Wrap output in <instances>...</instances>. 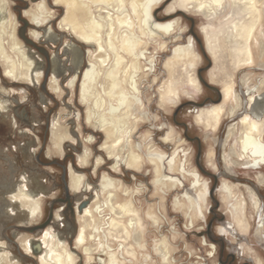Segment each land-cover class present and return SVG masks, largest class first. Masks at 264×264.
Wrapping results in <instances>:
<instances>
[{
  "label": "bare ground",
  "instance_id": "obj_1",
  "mask_svg": "<svg viewBox=\"0 0 264 264\" xmlns=\"http://www.w3.org/2000/svg\"><path fill=\"white\" fill-rule=\"evenodd\" d=\"M53 1L56 6L60 5L65 13L62 22L69 24L68 27H65V30H61L69 33L70 37L80 43L82 47L85 45L90 48L86 50V57L90 60V63L85 71V78L82 82V99H84V96L89 97L90 103L92 105L94 104V107L101 108L102 111L96 114L93 113V110L89 107L85 120L87 123L92 124V127L95 130L105 133L106 138L100 148L104 151L105 156H98L94 163L95 166H99L101 162L106 160V157H115L117 160L116 164L111 167L112 169L118 170L120 164L129 169H138L144 158L142 159V156L137 153V147L133 146L130 142L128 133L126 136L124 134L125 127H136L138 121L136 120V116H134L136 119L132 122V112L134 108L131 104L133 103L129 99V95L124 93V87L127 86L131 90H133V88L138 89L139 74L142 72V67L138 61L136 46L139 44H147V42L145 43L140 38H130L129 36L119 37L121 35V30L134 29L132 23L133 20L127 12L129 9L127 8V1ZM7 3L9 4L8 0H0V61L4 65V73L12 80L36 84L39 82L45 61H39L35 57V53L25 46L18 38V23L15 22V17V19H13L14 25L12 26V30L7 27L6 17L8 10L5 9V4ZM33 6L34 7L25 10L23 14L37 27L42 28L48 26V28H46L44 35L37 29H30L31 36L36 40L45 37L52 43H56L59 40V36L55 31H52L50 26L53 19V10L51 11L46 0H40ZM128 6L134 14L138 16L141 15V9L136 0H131ZM176 8H178V11L182 12L193 9L200 12L202 16L209 21L208 25H204L202 28V33L205 36V46H207L208 52L217 64L210 69V80L211 82L216 83L223 82V89H221L222 102L198 108L196 111L197 122H201L204 127L216 130L222 123L224 116L242 115L240 121L233 123L231 125L232 127L229 129L227 137L233 136L232 138L235 139L229 152L223 155V159L227 170H230L231 167L234 166H246L252 159V157L245 156L249 147L259 148L261 146L264 153V144H262V141L264 140V111H259L258 114L254 115V111H252L251 114L250 111L245 108L240 114L239 109L244 103L241 97L242 94L236 91L233 86L234 81L231 80L232 74L228 75L222 73V71L226 70L224 65L226 64V61H228L227 59H231L235 70L238 68L245 69L251 67L252 64L255 63L252 44L253 40L257 39L256 30L263 17L264 0H174V2L165 9L166 14H172L176 11ZM215 20L219 23H217L216 26L213 25V21ZM148 21L152 27H158L166 33H171L177 23V19H174V21L162 22L160 24L153 18L148 19ZM142 32L143 34H146L144 30H142ZM6 38L10 40L11 45L12 47H15L16 52H10L5 46L7 43L5 41ZM67 42H65L66 54L69 55L70 51H72V61L75 62L74 67L72 66L74 68V74L70 79V84H75L83 57L78 45L74 44V46ZM118 45H120L121 48L133 58L130 63L125 62L126 58L123 53H120ZM259 45L261 55H263L264 41H261ZM190 46L177 47L174 57L182 59L186 55L189 56V54H191ZM191 50L193 51V49ZM193 56L194 59L190 60V65H188L195 67V58H197L196 53L193 54ZM260 64L264 68V65L262 63ZM68 69L65 66L64 60H60L55 55L53 56V69H51L53 70V76L51 78V84L53 83L56 85L53 88L56 89L57 92L61 91L58 78L62 72L64 74ZM188 78L189 82L195 86V89H200L199 78L192 75L190 77L188 75ZM248 80L249 79L243 80V85L245 86L243 93L248 97V100H245L247 104L246 106L249 107L250 105L252 107V105L255 104V101H257V99L261 97V94L264 93V80H262L261 85H258L257 89H253L254 86L248 85ZM227 99L232 100L230 105V101H227ZM111 102L115 105H117V103H125L128 106V109L124 110L119 115H110L106 110V107L107 103ZM0 110L7 111L5 103L0 102ZM239 123L241 126L237 129ZM51 134L52 144L57 148L55 150H57L58 154H62V143L65 140L68 141V139H74L73 134H75V132L72 134L69 131V127H66L61 123V118L58 116L52 122ZM86 140L89 143L94 142L96 140L95 135L87 136ZM179 141L181 140L179 139ZM227 144L228 140H226L223 145L225 150ZM148 149L149 151L151 150L150 147ZM50 152H52L51 147L48 148V154ZM210 153L211 156H209V162H212L211 164L214 168L218 167L216 161L212 157L214 151ZM92 155L93 154H91V150L88 146H85L83 152L79 155L80 163L84 165L91 163ZM156 155L157 157H161L159 152L149 154L148 161L154 163L155 159H157L155 157ZM244 156L245 159H243ZM257 164L258 163L255 165ZM171 170H173L172 167ZM192 172H196V170H193ZM69 176L70 187L77 195H81L82 197V193L84 194L90 190V182L86 178L85 173L77 172L73 170V168H70ZM253 177L261 185L264 184L263 172L259 171L255 173ZM22 178L26 179V182L29 181L31 185L28 186L25 182V184H22L23 188H21V183L19 182L17 186L14 185L13 190H7L5 186H1L2 183L0 181V190L1 188H5L3 189L5 192H10V194H8V199L2 195V199H4L3 202L0 203V223L2 220L1 215H4L5 213L9 215L10 212H13L14 215H17V212L21 211L23 213L19 212L18 217H20V219L30 220L38 217L43 209V200L40 196L41 193L44 192L39 177L33 176V178H26V176L23 175ZM199 178H201L200 175ZM196 179L198 181L197 177ZM101 180L102 183L100 186L102 189L98 190V188H94V192L90 196L91 200L88 202L87 206L77 214L79 229L75 238L76 246L80 248L81 246L87 245L84 247V252L88 255L89 259H92L93 256L91 255L101 251L100 244L104 238L106 244L102 245L108 249V259L105 261L103 260L106 264H123L120 258V255H122L123 252L132 257L133 260L137 261L138 258L136 256L135 246L140 248L145 247L143 243L144 231L142 219L135 208L133 200L127 199L120 202L118 192L121 187L120 184H122L118 182L120 179L117 181L116 185L115 179L109 174L104 173ZM224 181L228 183L230 182V180L226 179H224ZM232 186L234 191H237L241 198L240 212L236 215L235 223L238 226L239 231L247 234L251 225L249 218L253 219L255 213L258 212L260 201L258 195L249 185L236 182L235 184L232 183ZM242 186L245 187V190L241 188ZM114 190H117V192H114ZM132 193L133 191L129 188H123V195L126 197H130V194ZM225 196V193H223L221 196L222 200H226ZM248 197L252 203L251 207L248 206ZM2 207H7L4 209V214L3 211H1ZM107 214L108 216H106ZM148 216L155 222L158 219H156V216L151 213H148ZM117 232H122L125 235V238L121 236L117 238V240L115 239L116 242L118 241L119 243V248H121L119 249V251H122L120 254H118V250L116 251L115 248L112 247V243L110 244L109 242V237L117 236ZM127 238H132V242L134 243L129 244ZM18 239L20 240L23 249H26L27 251L32 249L33 244L31 236L22 234ZM91 239L96 241V243L92 244L89 242ZM40 240L43 245V251H41L42 253L37 257L39 264H74L76 258L70 251V248H68L67 238L65 236L60 235L58 232L56 233V231L49 227L40 236ZM155 250L165 264H170L169 248L165 237L159 244H156ZM148 257L149 255L145 257V264L148 262ZM17 263L18 260L13 257L9 249L6 247L5 242L0 239V264Z\"/></svg>",
  "mask_w": 264,
  "mask_h": 264
},
{
  "label": "rangeland",
  "instance_id": "obj_2",
  "mask_svg": "<svg viewBox=\"0 0 264 264\" xmlns=\"http://www.w3.org/2000/svg\"><path fill=\"white\" fill-rule=\"evenodd\" d=\"M26 1L27 2L25 3L19 2L17 0H8L9 4H5V9L8 10L6 25L10 30H12V26L14 25L13 19H15V8L17 7V5L24 6L26 4L29 8H31L34 7L33 5H35L40 0ZM46 1L52 11V9L54 8L53 6L55 5L54 1ZM86 1L87 0H85V2ZM126 1L127 8H129L127 12L130 14L133 23L135 19V30H121V35L119 36L120 38L121 36H129L130 38L136 39L140 38L142 40L144 38H148L145 36L146 34H143L142 30H139L140 27L138 28V26H142V22L145 19L146 8L148 9L150 17H153L157 22L174 21V19H177V23L175 24V27L171 33L159 34L160 37L155 39V42H153L152 40V42H148L147 44H139L138 46H136V53L138 54H140V52L145 49L148 50V56H151L154 59V69L151 74L145 72L144 74L142 73L141 76H139L140 78L138 81L140 82V86L142 87L140 95L143 99L144 104L142 107H139V112L136 110L135 116L138 122L136 124V127H132V129H135L134 133L132 134V140L134 145L138 141L144 144L141 151L142 153H145L147 145H149L150 142H153V148L159 152L161 157H157L156 155L155 157L157 159H155L154 163H144L143 167H139L138 169H129L127 167H121L120 169V167H118V170H112L110 166L114 163H112V160H107L106 168L104 170L98 171L95 177L92 179L94 180V182L91 181V183H93V185L95 184V186L100 185L102 183L101 179L104 173L109 174L113 179H115L116 185L117 181L120 179L118 181L122 183L120 184L121 187L118 191L120 202L127 199L133 200L135 208L142 219L144 231L143 243L145 247L140 248L135 246L136 256L138 258L137 261L133 260L132 257L124 254L123 252V254L120 255L123 264H145L146 262L144 260L147 255H149V257L147 258V264H165L160 255H158V252L155 250L156 244H159L164 237L168 242L170 264H216L217 255H210L209 252H211V249L208 246L210 243L206 239L203 240V237L200 236L202 234L199 233L201 228L205 226L206 221L208 222L209 217H211V214L208 211L211 209L210 206L213 204V200L208 195V189L209 186L212 187L213 182L211 177L206 174H201L199 172V169H197L196 155L199 147L198 143L196 141H193L192 138L198 137L201 141L200 164L205 171H207L208 173H213L214 171L218 170L223 171V173L225 172L228 175H233L226 170V164L223 159V155L229 152V149L231 148L233 143V139L228 140L226 150L223 147V141L225 139L229 126L240 121V115L235 117H232V115L224 116L222 124H220V126L216 130H213L212 128L204 127L201 122L198 123L196 115L197 106L188 105L189 101L203 103V106L215 104L212 99H218V93L216 89L220 91H222L221 89H223V82L216 83L211 82L210 80V69L215 67L217 64L208 52L207 46H205V36L202 33V28L204 27V25H208L209 21L205 17H203L200 12H197L193 9L182 12L178 11V8H176L175 12L170 15H166L165 9H167V7L174 2V0H136L137 3H139L142 12L141 17H136L132 15L133 11L128 6L131 0ZM57 7L59 8L57 12H52L56 15H59L58 26L59 28L65 30V27H68L69 24L62 22L65 13L60 5ZM262 16L263 17L261 23L256 30L257 39H254L252 44L255 63L252 64L251 67H247L245 69L238 68L237 70H235L231 59H227L228 61H226V64L224 65L226 67V70L222 71V73L228 75L232 74L231 80L234 81L233 86L238 92H241V90L245 87L243 85V80L249 79L248 85L250 86L261 85L262 80H264V68L260 64L262 63L264 65V54L261 55V49L259 48L260 42L264 41V8ZM15 22L18 23L17 20ZM217 23V20L213 21L214 26H216ZM46 28H48V26L42 27L43 32L41 33L43 35L45 34ZM51 29L53 32L55 31L59 36H61L59 32L53 29V27H51ZM59 38L61 39V37ZM39 40H46L51 42L45 37H41ZM5 41L7 42L5 46L8 48V50L10 52H16V49L15 47H12L10 40L6 38ZM68 41L69 42L67 43L69 44H76L79 46L76 47L79 48L82 55L84 53V64L87 66L88 63H90V60H88V58L86 57V50L90 48L86 46L87 48L83 49L80 43L72 39V37H70V40ZM147 41L148 40L144 42L146 43ZM192 41H194V44L193 46H190L192 45ZM179 46H190V48L193 49V51L191 49V52L189 51L191 53L189 54V56L191 57H189L188 55H184L185 57H183L182 59L174 57V51ZM118 47L120 49V53H123L126 58L125 62L130 63L131 59L133 58L126 51H124L120 45H118ZM195 53L197 55V58H195V67L189 66V61L194 59L193 54ZM70 54V56L68 55L70 61H68L71 65L73 52L70 51ZM65 66L67 67L66 64ZM2 69H4V65L0 61V70ZM200 70L203 79L207 83H209L211 87H214V89L206 87L200 81ZM85 74L86 72L79 75L80 83L81 81L83 82ZM188 75L189 77L192 75L196 78H199L200 89H195V86L192 85L191 82H189ZM50 85L52 88L56 86L53 83ZM75 85L76 84H70V80L68 81V86L71 89ZM54 90L56 91V89ZM60 92L61 91H58V93ZM78 97H80V99L82 97L79 92ZM243 98L244 97H242V99ZM227 101H230V105L232 100L227 99ZM6 102L7 101H1V103H5V107L8 109V105ZM87 104L88 101H86V106L83 105V108H81L80 110L75 109L73 110V112L63 110V114L60 116L61 123L64 126L68 127L66 122H64L62 118H67L68 120L69 117H73L75 114V117L78 120L79 112L77 111H80L81 118L77 122V125H79L78 128L80 129V131L82 130L84 136H87L89 134L95 135L100 147L106 139L105 133L98 132L92 127V124L86 122L85 117L86 111L88 109ZM125 107L128 109L127 105H125ZM240 110L239 112L241 113L242 111ZM141 111L147 112L148 119L143 118V116L139 114ZM240 126L241 124L239 123V125H237V129H239ZM187 135L191 139L187 138ZM166 137H168V140H165ZM179 139L181 141H179ZM90 150L93 152L95 149L90 146ZM175 151L180 152L178 156L180 161L185 159V167L188 168V170H197L202 175V178H204L208 182L207 185H204V189L199 188L201 187L199 186L197 187L199 190H194L195 185L193 184V178L191 174L186 171H180L179 165L173 163V161L175 162V160H171V155ZM213 151L214 154L212 157L216 161L218 166L215 168L212 166V162H209V156H211L210 152ZM162 152L166 154L165 157L167 159L165 158L163 160ZM97 154L98 153L94 151V156H96ZM177 163L179 162L177 161ZM171 167L173 168V170H170ZM233 169L234 174H236L233 175L235 176V180L245 183H248L249 181L247 179H242V177H248L252 181V179H254V173H257V171L264 172V166L261 169L249 170V172H245L244 170H241L236 166H234ZM228 175L226 176L228 177ZM239 178L240 180H238ZM22 180L23 181L20 182L21 188H23L22 184H25L26 182V179L22 178ZM232 183L235 184L233 181ZM26 185H28L27 182ZM8 187L9 186H5V188ZM126 187L133 191V193L130 194V197H126L125 195H123V188ZM200 190L204 196V200L201 201L200 198L199 201L195 202V197L196 195L200 194ZM220 190L221 189L216 192L215 198L220 197ZM1 191L2 190H0V192ZM114 192H117V190H114ZM200 203H202L201 206ZM226 207L227 206L223 204V202H221L219 209L221 211H224L226 219H230V215L226 210ZM148 213L155 215L156 219L158 218L157 221L155 222L154 220H151L148 216ZM106 216H108V214ZM21 219L15 222L20 223L22 221ZM121 236L125 238V235L122 232H117V236L115 235L114 237H109L110 244L112 243V247H114L116 251L118 250V254L122 253V251H119V249L121 248H119V243L118 241L116 242V240ZM75 238L72 244L67 245L68 248H70V250L75 254L76 259L74 261V264H106L104 261L108 259V249L103 247L106 244L104 238L100 244L101 251L91 255L93 256L92 259H89L88 255L84 252V247L87 245L78 248V246H76ZM228 238L229 240H232L231 236H228ZM132 241V238H127V242L129 244H133L134 242ZM89 242H91L92 244L96 243V241H93L92 239L89 240ZM233 242L235 244L239 243L238 239H234ZM256 244L260 245L256 246ZM243 247L244 257H252L253 261H257L255 262V264H264V243L258 241L255 236H251L246 245H244ZM253 250L255 251V253L253 252Z\"/></svg>",
  "mask_w": 264,
  "mask_h": 264
},
{
  "label": "flooded vegetation",
  "instance_id": "obj_3",
  "mask_svg": "<svg viewBox=\"0 0 264 264\" xmlns=\"http://www.w3.org/2000/svg\"><path fill=\"white\" fill-rule=\"evenodd\" d=\"M17 1L25 2V3L27 2L26 0H17ZM53 7L54 8L52 10L53 12L55 11L54 13H56L59 8L56 5H54ZM28 8L29 7L26 4L24 6L17 5V7L15 8L16 9L15 18L18 21L17 36L25 46L30 48L31 51L35 53V57L39 61L42 60L45 61V65L43 66V70L40 74L41 76L39 78V82H37L36 84H30V83H23L22 81L12 80L8 76H6V74L4 73V69L0 70V102L7 101L6 103L8 105L7 111L0 110V181L2 183L1 186L2 187L9 186L7 190H13L14 185L17 186L19 182L23 181L22 180L23 175L26 176V178L27 177L33 178V176H35V177H39V181L43 186V192H44L41 193L40 196L41 199L43 200L42 201L43 209L41 213L38 215V217L34 219H30L28 221L21 219L22 221L20 223L19 222L17 223L15 221L20 220V217H18V215L19 212L21 211L17 212V215H14L13 212L12 213L10 212L9 214L10 216H9L6 213L4 214V209H6L7 207L1 208L2 209L1 211H3L4 215H1L2 222L0 223V239L3 242H5L6 247L9 249L13 257L18 260L17 264H39L37 257L40 256L39 254H41L42 253L41 251H43V245L41 244L40 236L49 227H51L52 230L56 231V233L58 232L60 233V235L65 236L67 238L68 245L72 244L75 235L78 231L77 214L81 210H83V208H85L88 202L91 200L90 196L94 192L93 189L94 188H98V190L102 189L100 186L101 184L97 186H95V184L93 185L91 181L94 182V180L92 179L95 177L98 171L104 170L106 168L107 160L108 161L112 160V163H114L110 166V168L116 164V160H117L115 157L113 158L106 157V160L101 162L99 166L97 167L95 166L94 163L96 162L98 156L101 155L102 157H104L105 153L102 149H100L101 146L99 147L96 136H95L96 140L92 143H89L86 140V138L90 134L84 136L82 130L80 131V129L78 128L79 125H77V122L81 118L80 111H77L79 112L78 120L76 119L75 114L73 117H69L68 120L67 118L65 119L62 118V120H64V122H66L67 126L69 127V131L72 134L75 132V134H73L74 139L72 140L68 139V141L65 140L62 143L63 145L62 154H58L57 150H55L57 148L52 144L51 141L52 122L53 120L56 119V117L61 116L63 114V110L72 111V112L75 109L80 110L81 108H83V105L86 106V101H88L87 104L88 109L91 106L92 108L91 107L90 108L91 110L93 109V113L98 114L102 111V109L101 108L99 109V107H94V104L92 105L90 103L89 97L84 96V99H82V97L81 99L80 97H78V92L82 95L81 93L82 81L81 83L79 82L80 79L79 75L84 73L87 70L86 67H88V65L86 66L84 64V59H82L81 65L79 67L78 77L76 79V81L78 80L77 83L78 82L79 83L78 84L75 83L76 85L72 89L68 86V81L72 78L74 74L73 67L75 62L72 61L71 59L72 64L71 65L69 64L70 61L69 56L71 54H69V56L66 55L64 43L70 40V34L67 32H63L61 28H59L58 26L59 15L53 13V19L50 24V26L53 27V29L59 32L61 35V36L58 35L59 37H61V39L59 38L56 44H53L46 40H36L31 36L30 28L37 29L40 32H43V29L31 23L29 19L23 14V12ZM132 15L136 17H141L142 12L140 16L134 14L133 12ZM152 18L153 17H150L148 13V9L146 8L145 19L142 22V26L143 25L144 26L143 27L138 26V28L140 27L139 30H144L146 32L145 36L148 38L147 39L144 38L143 41L148 40L147 43L152 42V40L153 42H155L154 40L160 37L159 34L162 33L166 34L164 30H161L158 27L151 26L148 19H152ZM160 23L162 22H159V24ZM133 25L135 27V19ZM128 31L131 30L128 29ZM193 44L194 41H192V45ZM82 48L86 49L87 47L83 45ZM54 55L59 59H64L65 64L67 65V67H69L68 71L64 74L62 72L58 78L59 87L61 89L60 93L56 92L50 85L51 78L53 76V72H52L53 70L51 69H53ZM148 55L149 52L147 49L141 51L140 54L137 55L138 61L140 62V65L142 67L141 74L142 73L144 74L145 72L151 74L154 69L153 67L154 59L153 57ZM141 74H139V76H141ZM199 78L200 81L206 87L214 89V87H211V85H209V83H207L203 79V77L201 76V70L199 71ZM137 88L138 89L133 88V90H131L127 86L124 87L125 89L124 93L129 95V99L133 103L131 104L132 107L134 108L132 112L133 120L136 119L134 118V116L136 115V110L139 112V107L140 106L142 107L144 104L143 99L140 95L142 87L140 86L139 81ZM254 88L257 89L258 85L254 86L253 89ZM216 91L218 93V99L217 100L212 99V101L215 104L221 103L223 100L221 96V91L218 89H216ZM243 91L244 88L240 92L242 94L241 97H244L242 99L244 103L240 108L241 111L247 108L251 114L252 111H254L253 112L254 115L258 114L259 111L262 110L264 111V93L261 94V97L258 98L257 101H255V104L252 105V107L250 105L248 107L246 106L247 104L245 102V100H248V97L244 95ZM111 104L113 103L112 102L107 103V107H106V110L109 112L110 115H115V114L119 115L124 110H127V108L125 107L126 105L125 103L123 104L117 103V105L115 104L111 105ZM188 105L197 106L196 109L203 107V103H198L196 101H189ZM139 114H141L143 118L148 119L147 112L141 111ZM236 116H239V114H237ZM241 116L242 115H240V118ZM232 117H235V115H233ZM231 125L228 128L223 143H225L226 140L233 139L234 141L235 139L232 138L233 136L227 137L229 129L232 127ZM134 130L135 129H132V127H125L124 134L126 136V134L128 133L130 142L132 143L133 146L137 147L136 149L137 153H139L142 156V159L144 158L142 164L140 165L141 168L143 167L144 163H151L148 161V155L156 153L158 151H156V149L153 148V142H150L149 145H147L146 147L145 153L144 152L142 153L141 151L144 144L139 141L136 142L135 145L133 144L132 134L134 133ZM186 137L189 138L188 135ZM165 140H168L167 137ZM192 140L196 141L199 147L196 155L197 169H199V172L201 174H206L209 177H211L213 182L212 187L209 186L208 189V195L213 200V204L210 206L211 209L208 211L211 214V217H209V221L208 222L206 221L205 226L202 227L201 230L199 231V233L202 234L200 236L203 237V240L206 239L209 241L210 244L208 246L211 249V252H209L210 255L211 256H214L215 254L217 255L216 264H255V262L257 261L255 260L253 261L252 257L243 256V252H244L243 246L246 245V243L248 242L251 236H255L258 239V241L264 243V184L261 185L260 183H258L254 177L253 178L255 180L252 179V181L248 177L247 178L242 177V179H247L249 181L248 183L235 180V176L233 175L236 174H234L233 167H231L230 170L226 169L233 175H228L227 173L225 172L223 173V171H218V170L214 171L213 173H208L203 169V167L200 164L201 141L198 137L192 138ZM262 144H264V140L262 141ZM85 146L86 147L88 146L89 149L90 146H92L95 149L94 151L97 152L98 154L94 156V151L93 152L91 151V154H93L91 158V163L84 165L80 163L79 155L83 152ZM49 147H51L52 152L48 154ZM149 147L151 148L150 151L148 149ZM179 153H180L179 151H175L171 155L172 156L171 160L172 161L175 160V162L173 161V163L179 165L180 171L183 172L186 171L191 174L193 178V184L196 186V187L194 186V190L195 189L199 190L197 188L199 186H201L199 188L204 189V185H207L208 182L204 178H202V175L197 170L196 172H192L191 170H188V168L185 167L186 166L184 162L185 159L182 161L179 160L178 158ZM162 155L164 160L166 158L165 157L166 154L162 152ZM245 156L252 157V159L250 160L251 162L248 163L246 166H238V168H240L241 170H244L245 172H249V170L261 169L264 166V162H263L264 153L261 146L259 148L249 147L247 149ZM245 156L243 157V159H245ZM177 161L179 163H177ZM256 163L258 164L255 165ZM119 167L121 169V167H126V166L120 164ZM70 168H73V170L77 172L85 173L86 178L90 182V187H91L90 190L84 194L82 193V197L81 195L80 196L77 195L70 187V181H69ZM199 175L201 176V178H199ZM226 175H228L229 178ZM196 177L198 178V181ZM219 177L222 180H220ZM224 179L230 180V182L229 183L225 182ZM219 180H220V184H219ZM238 180H240V178ZM232 181L234 183L241 182L249 185L258 195L260 201L258 212L255 213L253 219L249 218V222L251 225L249 232L247 234L243 233L242 231H239L238 226L235 223L236 215L239 214L240 212L241 198L239 196V193L237 191H234V188L232 186ZM27 184L28 186L31 185L29 181L27 182ZM241 188L245 190L244 186H242ZM3 189L5 188H1L2 191L0 192V198H2L3 196L7 198L10 192H5V190ZM219 189H221L220 197L215 198V194L216 192L219 191ZM223 193H225L226 195L225 196L226 200H222L221 196ZM200 198L201 201L204 200V196L201 193V190H200V194L196 195L195 202L199 201ZM221 202H223V204L227 206L226 210L229 212L230 219H226L225 218L226 215L224 211H221L219 209ZM201 204L202 203H200V206ZM248 206L249 207L252 206L249 197H248ZM248 214H249V210H248ZM22 234H27L32 238L31 240L33 245H32V249H30L29 251L23 249L21 242L18 239ZM228 236H231L232 240H229ZM234 239H238L239 243L235 244L233 242ZM259 245L260 244H256V246ZM253 252L255 253L254 250Z\"/></svg>",
  "mask_w": 264,
  "mask_h": 264
},
{
  "label": "crops",
  "instance_id": "obj_4",
  "mask_svg": "<svg viewBox=\"0 0 264 264\" xmlns=\"http://www.w3.org/2000/svg\"><path fill=\"white\" fill-rule=\"evenodd\" d=\"M0 201H1L0 203H2V202H3V199H2V198H0Z\"/></svg>",
  "mask_w": 264,
  "mask_h": 264
}]
</instances>
